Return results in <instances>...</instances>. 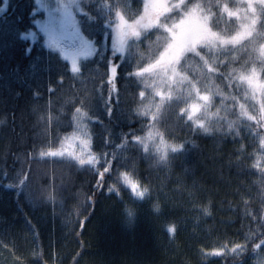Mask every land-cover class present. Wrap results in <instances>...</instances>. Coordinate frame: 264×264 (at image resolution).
Segmentation results:
<instances>
[{
    "label": "trees",
    "instance_id": "16d2710c",
    "mask_svg": "<svg viewBox=\"0 0 264 264\" xmlns=\"http://www.w3.org/2000/svg\"><path fill=\"white\" fill-rule=\"evenodd\" d=\"M81 2L78 21L95 52L77 73L42 33L22 36L42 15L35 0H8L0 14V264H239L256 255L264 247V117L246 114L239 85L256 67L264 81L262 30L231 63L196 72L188 53L179 59L189 86L198 78L216 93L207 92L215 111L207 124L172 92L148 107L142 71L171 39L165 29L147 30L123 53L114 47V16L137 15L142 0ZM186 4L209 16L219 37L244 25L223 11L236 14L230 0ZM81 116L91 153L104 158L97 165L46 153ZM228 246L237 254L224 256Z\"/></svg>",
    "mask_w": 264,
    "mask_h": 264
},
{
    "label": "rangeland",
    "instance_id": "374dc122",
    "mask_svg": "<svg viewBox=\"0 0 264 264\" xmlns=\"http://www.w3.org/2000/svg\"><path fill=\"white\" fill-rule=\"evenodd\" d=\"M185 1L187 0H142L143 6L137 15L131 17L117 13L113 19L112 40L114 47L123 53L127 50L129 42L139 39L147 30L165 29L171 39L159 54L158 60L142 71L150 76L149 81L142 79L148 107L152 109L159 99L172 92V95L183 97L191 117L203 118L209 124L215 117V111L212 109V101L207 99V92L211 99V95L216 94L215 91L198 78L199 86H189L185 75L177 70V63L187 53V56L192 58L187 65L196 72L202 71L204 66L208 68L211 65L215 68L224 61L231 63L242 42H246L250 37L256 39L257 28H260L264 34V0H237L236 2L230 0L229 6H235L236 14L227 6L223 11H227L230 17L231 15L239 16L245 22L242 27L233 32L229 25L226 30L227 35L220 37L211 32L209 16H206L195 4L184 5ZM35 4V11L42 15L34 19V28L23 32L22 36L34 40L38 33H42L47 48L59 54L68 62L71 71L77 73L80 61L92 56L95 52L93 41L83 33L81 23L78 21L79 16L85 11L81 0H35ZM7 7L8 0H0V14L6 11ZM261 50L264 62V43ZM240 80L243 82L239 85V88H242L240 97L246 114L251 119L263 118L264 81L260 70L256 67L255 70L240 77ZM153 137L159 139L155 132ZM260 142L259 157L264 160V136L260 138ZM90 144V128L85 118L81 116L74 132L65 140V143L46 153L74 159L81 164L97 165L103 162L102 156H94L91 153ZM125 177L132 194L138 199L144 198L146 191L136 181L128 176ZM55 255V263H57L58 253ZM28 264H34V261L29 260ZM239 264H264V247H261L256 255Z\"/></svg>",
    "mask_w": 264,
    "mask_h": 264
},
{
    "label": "bare ground",
    "instance_id": "6f19581e",
    "mask_svg": "<svg viewBox=\"0 0 264 264\" xmlns=\"http://www.w3.org/2000/svg\"><path fill=\"white\" fill-rule=\"evenodd\" d=\"M6 246V243L4 240H1L0 242V247H1V252L4 251V248ZM220 249L223 251L224 256H230L237 254L238 248L236 246H228V247H220Z\"/></svg>",
    "mask_w": 264,
    "mask_h": 264
},
{
    "label": "snow or ice",
    "instance_id": "6c2138e0",
    "mask_svg": "<svg viewBox=\"0 0 264 264\" xmlns=\"http://www.w3.org/2000/svg\"><path fill=\"white\" fill-rule=\"evenodd\" d=\"M25 51H26V53H29L30 52V49H26Z\"/></svg>",
    "mask_w": 264,
    "mask_h": 264
}]
</instances>
